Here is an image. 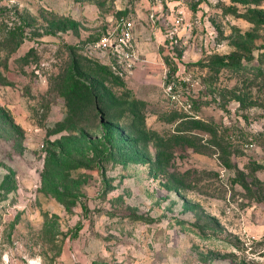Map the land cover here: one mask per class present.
Returning a JSON list of instances; mask_svg holds the SVG:
<instances>
[{"label": "rangeland", "instance_id": "rangeland-1", "mask_svg": "<svg viewBox=\"0 0 264 264\" xmlns=\"http://www.w3.org/2000/svg\"><path fill=\"white\" fill-rule=\"evenodd\" d=\"M0 104V264H264V0H0Z\"/></svg>", "mask_w": 264, "mask_h": 264}, {"label": "built area", "instance_id": "built-area-1", "mask_svg": "<svg viewBox=\"0 0 264 264\" xmlns=\"http://www.w3.org/2000/svg\"><path fill=\"white\" fill-rule=\"evenodd\" d=\"M135 21L131 17L121 16L113 37H104L102 44L110 46L113 52V67L118 70L132 72L137 58L135 45ZM118 72L123 73L119 69Z\"/></svg>", "mask_w": 264, "mask_h": 264}, {"label": "trees", "instance_id": "trees-1", "mask_svg": "<svg viewBox=\"0 0 264 264\" xmlns=\"http://www.w3.org/2000/svg\"><path fill=\"white\" fill-rule=\"evenodd\" d=\"M64 94L71 110L77 109L79 103L87 97L94 98L96 106V93L89 85L85 84L84 78L79 74L77 69L73 67L69 77V83L64 88ZM8 124V129L14 138L15 144L20 142L16 136L22 135L20 126L15 122L14 118L7 113V108L0 104V125ZM189 141V139H188ZM21 143V142H20Z\"/></svg>", "mask_w": 264, "mask_h": 264}, {"label": "crops", "instance_id": "crops-1", "mask_svg": "<svg viewBox=\"0 0 264 264\" xmlns=\"http://www.w3.org/2000/svg\"><path fill=\"white\" fill-rule=\"evenodd\" d=\"M63 264H92V262H86V261H80V262H76L74 259H71L69 257H66L63 260Z\"/></svg>", "mask_w": 264, "mask_h": 264}]
</instances>
